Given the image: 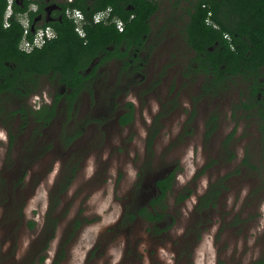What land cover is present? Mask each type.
I'll return each instance as SVG.
<instances>
[{
    "label": "rangeland",
    "instance_id": "obj_1",
    "mask_svg": "<svg viewBox=\"0 0 264 264\" xmlns=\"http://www.w3.org/2000/svg\"><path fill=\"white\" fill-rule=\"evenodd\" d=\"M185 6L161 0L150 20L161 32L152 31L154 48L142 52L141 74L119 78L117 64L100 66L93 97L81 94L72 118L58 106L38 135L31 121L0 119V264H264L263 174L249 166L262 162L256 119L233 110L242 99L237 86L202 96L200 76H183L193 55L180 31ZM45 80L27 100L34 108L50 99ZM128 102L134 119L120 125ZM210 115L217 121L208 134ZM231 133L232 158L222 145ZM173 169L163 218L130 219L155 194L152 182ZM220 177L216 205L194 212ZM185 186L190 195L176 202Z\"/></svg>",
    "mask_w": 264,
    "mask_h": 264
},
{
    "label": "trees",
    "instance_id": "obj_2",
    "mask_svg": "<svg viewBox=\"0 0 264 264\" xmlns=\"http://www.w3.org/2000/svg\"><path fill=\"white\" fill-rule=\"evenodd\" d=\"M53 2L58 0H23L22 4L13 1L12 14L6 24L8 2L0 0V119L3 117V123L8 125V120L17 116L22 120L21 127L31 121L36 135L51 125L58 114V106H63L68 117L72 118L75 100L85 91L93 97L95 86L101 82L98 79L99 66L113 57L123 58L131 49L128 55L132 57L134 48L149 49V53L155 45L149 42V38L161 32L160 28L155 30L150 21L151 16L160 10L161 0H61V19L47 22L55 29V37L29 52L22 50L19 45L24 27L20 15L27 11L32 23L37 15H43L45 6ZM180 2L186 4L183 9L186 19L180 31L188 49L193 52L184 65L183 76L189 79L200 76L202 96L214 97L231 86L239 88L242 99L233 105V110L242 109L256 119L262 162L260 167L249 166L262 172L264 186V0H169L173 9L178 8ZM32 4L36 5L35 10L31 9ZM107 7L111 9L110 18L123 21L122 30L115 22L92 20L95 12ZM67 8L82 11L85 18L81 24L83 35L76 30L74 19L66 16ZM152 31L157 33L153 35ZM31 37L29 31L27 38ZM124 60L122 67L127 69L130 63ZM41 78L48 79L56 87V96L51 104L43 103L36 110L27 104V99L39 90ZM93 80H96L94 87ZM61 86L65 87V106L59 103ZM133 119V104L128 102L117 122L125 125ZM216 121V115H210L206 123L208 134L214 130ZM8 130L10 147L14 136L9 127ZM80 131L68 136V145ZM155 133L156 130L150 137ZM231 136L232 133L222 141L223 148L229 153ZM151 142L149 139L148 147ZM230 156L232 158L234 154ZM175 171L173 169L152 182L155 194L136 212H130V219L139 215L148 221L158 222L163 218L165 198L173 187ZM223 179L220 177L209 183L205 192L198 196L194 212L202 216L216 205L224 189ZM3 184L4 177L0 176V188ZM190 192V188L185 186L176 196V202L188 197ZM52 222L54 226L55 221ZM43 259L42 256L40 260Z\"/></svg>",
    "mask_w": 264,
    "mask_h": 264
},
{
    "label": "flooded vegetation",
    "instance_id": "obj_3",
    "mask_svg": "<svg viewBox=\"0 0 264 264\" xmlns=\"http://www.w3.org/2000/svg\"><path fill=\"white\" fill-rule=\"evenodd\" d=\"M22 1L23 0H14V2H19V4H22ZM60 2H61V0H58V2H53V3H50V4H48V5H46L45 6V8H44V12H43V15H41V14H39V15H37L34 19H33V21H32V23H30V21H29V19H28V23H29V26H30V29H31V26L33 25L34 26V30L36 29V28H38V27H42V26H47V25H50V24H48L47 22H50V21H53V20H55V19H61V16H62V6L60 5ZM34 5V4H33ZM37 7H36V5H35V7H34V9L33 10H35ZM70 9H72V8H67L66 10H65V13H66V16H68V17H71V14H70ZM107 9H110V7H107V8H104V9H100V10H98L97 12H99V11H101V12H103V11H106ZM111 11V10H110ZM82 12V11H81ZM96 13V12H95ZM94 13V14H95ZM83 14V13H82ZM94 14H93V17H92V20L94 21V22H98V21H95L94 20ZM153 16V15H152ZM151 16V17H152ZM72 18V17H71ZM109 20H110V18H108ZM83 20H85V18H84V15H83ZM150 20H151V18H150ZM46 23V24H45ZM51 26V25H50ZM52 27V26H51ZM53 28V27H52ZM33 30V31H34ZM53 30H54V32H55V35H56V31H55V29L53 28ZM32 31V30H31ZM32 31V32H33ZM20 47V46H19ZM121 49H123V47L121 48ZM135 50L134 51H132V53H133V56L132 57H129V55L128 54H130L131 53V50L130 51H128V53H126V55L123 57V58H116V57H113V58H111L108 62H110L111 61V63L113 64H117L118 66L116 67V73L118 74L119 73V78L120 77H122L123 75H126V74H128V73H131L132 75H134V73H139V74H141V72L139 71V69H141V66H142V64L144 63V59L142 58V52H144V49L143 48H141V49H138V48H134ZM124 59H127L128 61L127 62H129L130 63V66H128V68L127 69H125V68H123L122 67V65L124 64ZM135 60V61H134ZM107 62V63H108ZM93 65V62L88 66V68L86 69V72H88L89 70H90V68H91V66ZM102 66V65H101ZM124 69V70H123ZM98 71H100V66L98 67ZM46 81V84H47V88L49 89H52V93L50 94V96H49V100L51 101V103L54 101V99H55V96H56V87L54 86V85H52V83L51 82H49V80H45ZM112 83V85L114 84V85H120V82H119V79L117 78V79H115L114 81H112L111 82ZM95 84H96V80H93V84H92V86L94 87L95 86ZM113 85V86H114ZM112 86V87H113ZM64 86H61V89L59 90V92H60V99H59V103L60 104H64V106L66 105L65 103V101H66V96H65V94L63 93V91H64ZM84 93H86V94H89V92H87V91H85ZM47 94L49 95V91L47 92ZM29 98V97H28ZM80 97H78L76 100H75V105L77 104V101H78V99H79ZM90 98V97H89ZM30 99V98H29ZM28 100V99H27ZM28 102V101H27ZM29 103V102H28ZM27 103V104H28ZM51 103H48L47 102V104H51ZM29 105L31 106V107H34L33 106V104L32 103H29ZM124 112V110L122 111V112H120L118 115H117V117H119V115L121 114V113H123ZM117 117H116V121H117ZM131 122V121H130ZM129 122V123H130Z\"/></svg>",
    "mask_w": 264,
    "mask_h": 264
},
{
    "label": "built area",
    "instance_id": "obj_4",
    "mask_svg": "<svg viewBox=\"0 0 264 264\" xmlns=\"http://www.w3.org/2000/svg\"><path fill=\"white\" fill-rule=\"evenodd\" d=\"M14 0H7L8 4H7V8H6V14H5V23L7 24V19L10 16V14H12V3ZM35 5H31V8L34 9ZM111 9H107L106 11H99L94 15V20L95 21H103V22H115L117 28L119 30L123 29L124 23L121 19L119 18H115V17H111ZM70 14L71 17L74 19V22L76 23V30L79 32V34L83 35V31H82V27L81 24L84 21L83 20V14L82 12L77 9H70ZM77 13H80V15L78 16ZM21 17V22L23 24L24 27V33L22 36V39L20 41V48L26 52L31 51L34 47H39L41 46L43 43H45L47 40L55 37V32L53 30V28L50 25L47 26H42V27H38L36 28L33 32L30 29L29 23H28V19H27V12L24 13ZM110 18V20L108 19ZM32 33V37L31 38H27V33L28 32Z\"/></svg>",
    "mask_w": 264,
    "mask_h": 264
},
{
    "label": "clouds",
    "instance_id": "obj_5",
    "mask_svg": "<svg viewBox=\"0 0 264 264\" xmlns=\"http://www.w3.org/2000/svg\"><path fill=\"white\" fill-rule=\"evenodd\" d=\"M32 9V8H31ZM81 11V10H80ZM27 12V11H26ZM26 12H24V13H26ZM24 13H22L20 16H22ZM97 13V12H96ZM95 13V14H96ZM5 14H6V12H5ZM94 14V15H95ZM11 15V14H10ZM77 15L79 16L80 15V13H77ZM27 19H28V12H27ZM122 30V29H121ZM39 99V97H35L34 98V101L33 102H35V100H38ZM45 101L46 102H48V103H51V101L47 98V95L45 94ZM39 104H36V110H39ZM0 139H4V140H6V134L3 132V131H0Z\"/></svg>",
    "mask_w": 264,
    "mask_h": 264
},
{
    "label": "water",
    "instance_id": "obj_6",
    "mask_svg": "<svg viewBox=\"0 0 264 264\" xmlns=\"http://www.w3.org/2000/svg\"><path fill=\"white\" fill-rule=\"evenodd\" d=\"M16 1H17V0H16ZM31 30H32V31L34 30V26H33V25L31 26ZM160 177H162V176H160Z\"/></svg>",
    "mask_w": 264,
    "mask_h": 264
}]
</instances>
